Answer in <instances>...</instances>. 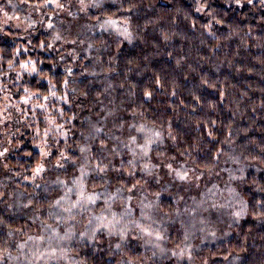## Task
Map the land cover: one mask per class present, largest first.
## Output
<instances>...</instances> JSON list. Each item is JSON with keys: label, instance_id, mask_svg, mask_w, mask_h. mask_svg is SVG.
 I'll return each instance as SVG.
<instances>
[{"label": "trees", "instance_id": "1", "mask_svg": "<svg viewBox=\"0 0 264 264\" xmlns=\"http://www.w3.org/2000/svg\"><path fill=\"white\" fill-rule=\"evenodd\" d=\"M103 1L0 0V264H264V0Z\"/></svg>", "mask_w": 264, "mask_h": 264}, {"label": "rangeland", "instance_id": "2", "mask_svg": "<svg viewBox=\"0 0 264 264\" xmlns=\"http://www.w3.org/2000/svg\"><path fill=\"white\" fill-rule=\"evenodd\" d=\"M71 1L75 3V5H73V6H76V3L79 4V2H76V0H75V1H73V0H68L69 4H72ZM101 1H103V0H101ZM81 2H82V1H81ZM103 2H104V1H103ZM77 6H80V4L77 5ZM8 19H10V18H9V17H4V20H5V21H8ZM12 19L14 20V21H12V22H16V19H15V18H12ZM5 104H6L5 101L2 100V99H0V123L2 122V119H3V117L5 116V115L3 114V110H4V105H5ZM144 166L148 168V171H147V173H146L147 176L149 175V177H152V176L156 177V175H153V174H152V164H151V163H146ZM149 167H150V168H149ZM171 168H172V167H166V166H165V168H164L163 170H162V169L158 170V174H159V176H160L161 178H164V179L167 180V181H170V178H171V179L173 178V180H175L174 183H176V184H177V187H178L179 189H181V190H186L187 188H190V187H192V186H194L195 189L198 188V184L201 183V182H199L201 178H200L199 181H198V177L193 179L192 177H188V176L186 175V177H183V178H181L180 176H177V179H175V177L173 176V175L175 174V172H174ZM149 170H151V171H149ZM173 172H174V173H173ZM160 180H161V179H160ZM161 181H162V180H161ZM161 181H160V182H161ZM174 185H175V184H174ZM193 189H194V188H193ZM85 198L87 199V197H86V193H85V192H84L83 195H80V194H79V195H77L76 198H75L76 203H77L78 205H82L81 208L84 207V209L87 208V205H88V204H91V205L93 204V201L90 200L91 197H89V195H88L89 201H88V200H85ZM141 199H145L144 195H141V196H140L139 200H141ZM91 205H90L91 209H94V207L91 206ZM96 208H97V207H96ZM96 208H95V210H96ZM101 213H102V209H101ZM102 222H103V221H102ZM109 222H110V221H109ZM39 232H40V231H39ZM55 240H56V239H55ZM49 255H50V257H51V253L42 255V256H44V258H43L41 261L44 262L45 264H48V263L50 264V263H52L53 261H50V257H49Z\"/></svg>", "mask_w": 264, "mask_h": 264}, {"label": "snow or ice", "instance_id": "3", "mask_svg": "<svg viewBox=\"0 0 264 264\" xmlns=\"http://www.w3.org/2000/svg\"><path fill=\"white\" fill-rule=\"evenodd\" d=\"M181 178H183V177H181Z\"/></svg>", "mask_w": 264, "mask_h": 264}]
</instances>
